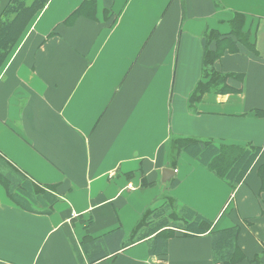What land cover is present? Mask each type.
Instances as JSON below:
<instances>
[{"label": "crops", "instance_id": "obj_1", "mask_svg": "<svg viewBox=\"0 0 264 264\" xmlns=\"http://www.w3.org/2000/svg\"><path fill=\"white\" fill-rule=\"evenodd\" d=\"M221 42L213 67L233 90L192 103ZM181 138L261 151L234 190ZM5 160L56 199L28 208L0 182V264H224L214 237L230 229L232 264H264V0H47L0 66ZM168 204L212 226L169 228L152 254L132 236ZM118 230L123 247L90 263L85 243Z\"/></svg>", "mask_w": 264, "mask_h": 264}, {"label": "trees", "instance_id": "obj_2", "mask_svg": "<svg viewBox=\"0 0 264 264\" xmlns=\"http://www.w3.org/2000/svg\"><path fill=\"white\" fill-rule=\"evenodd\" d=\"M46 1L34 0L31 4H28L26 0H10L4 8L0 17V66L7 61L20 37L36 14L45 6ZM221 43L222 47L218 46L216 50H206L203 78L190 97L192 103L198 101L202 94L212 89L219 92L233 90L227 85L228 76L216 71L213 67L216 59L224 51V42ZM229 45L231 48H235L236 42ZM177 146L179 150L183 149L197 157L212 173L228 182L234 190L244 181L261 151V148L249 145L217 144L214 141L205 142L189 138L177 140ZM260 176L262 188L264 189V165L260 168ZM0 182L6 186L8 193L15 202L28 208L30 206L27 205L36 200L48 199L54 201L56 199L50 192L28 181L17 168H14L6 160L0 161ZM171 206L173 205L168 204L159 210L148 211L138 223L132 240L139 241L153 237L150 239L151 253L164 254L167 252L168 245V239L166 235H163L165 230L177 228L198 234L205 233L211 228V222L188 209L179 212L180 222H169L168 216L173 214V212H170L167 216ZM237 232V229H230L215 235L216 261L232 264L237 250ZM123 238L124 232L118 230L104 238L86 242L85 249L89 254V262L94 263L111 253H116L124 245Z\"/></svg>", "mask_w": 264, "mask_h": 264}, {"label": "rangeland", "instance_id": "obj_3", "mask_svg": "<svg viewBox=\"0 0 264 264\" xmlns=\"http://www.w3.org/2000/svg\"><path fill=\"white\" fill-rule=\"evenodd\" d=\"M28 2V4H31L34 0H27ZM239 33V32H238ZM239 37H240V39H241V34L239 33V35H238ZM243 40H245V42H246V37H244L243 38ZM177 148H179L178 146H177ZM170 212H173V214L172 215H170V216H168L167 218L169 219V222H180L179 221V218H180V216L177 214V210H176V208L174 207V206H171V210L169 211V214H170Z\"/></svg>", "mask_w": 264, "mask_h": 264}, {"label": "water", "instance_id": "obj_4", "mask_svg": "<svg viewBox=\"0 0 264 264\" xmlns=\"http://www.w3.org/2000/svg\"><path fill=\"white\" fill-rule=\"evenodd\" d=\"M163 174H164V177H168L169 175H173L175 173V171L173 169H170V168H165L163 170Z\"/></svg>", "mask_w": 264, "mask_h": 264}]
</instances>
